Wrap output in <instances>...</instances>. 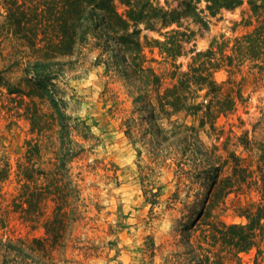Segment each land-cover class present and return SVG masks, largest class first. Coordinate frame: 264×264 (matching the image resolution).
<instances>
[{"label":"trees","instance_id":"1","mask_svg":"<svg viewBox=\"0 0 264 264\" xmlns=\"http://www.w3.org/2000/svg\"><path fill=\"white\" fill-rule=\"evenodd\" d=\"M19 1L0 0L4 19L8 20L6 26L21 35L11 46L15 51L6 53L2 39L5 24L0 26V117L4 110L11 116L23 117L30 125L31 138L26 141L23 162L17 164L15 177L19 191L13 198L12 210H0V224L7 226L5 224L10 213L18 214V219L32 228L42 225L46 237L32 240L2 238L0 264H43L37 254L41 252L47 257L51 256L50 253L56 247L52 245L51 239L60 247L65 244L69 223L74 221L71 214L77 213L79 200L70 169L73 161L81 156L84 145L73 139L74 129L80 123L71 124V117L62 106L63 100L54 94L53 82L65 78L73 69L66 68L67 63L76 48L90 38L95 40L94 46L101 50V54L108 51L113 53L112 47L119 43L130 56L124 68L120 69L116 61L111 66L129 88L133 97V114L141 118L142 123L138 125L144 131L146 143L155 151L153 156L161 157L163 161H177L179 150L174 147L186 145L184 150H190L191 155L186 164L189 170L185 172L183 162L179 161L176 162V168L180 173L191 174L199 182L204 181L208 184V192L215 193L211 201L205 197L196 214L198 220L206 208L214 209L230 193L257 189L260 201L254 211L245 210L244 224L226 225L219 221L204 220L200 228L206 238H210L214 245L219 243L233 257L256 248L254 264H263L264 148H261L263 153L257 169L252 171L236 155L235 150H227V144L224 158L215 155V152L203 150L199 129L209 126L210 131L216 132L217 120L235 113L237 102L242 101L239 94H222L223 85L215 80L214 73L224 68L234 74L241 70L245 60L255 63L264 58V0H177L175 8L151 0ZM245 2L250 12L246 26L252 24V18L257 26L252 32L235 40L231 54L225 53L227 43H218L217 39L206 50L197 51L192 43L195 33L187 27L183 28V21L191 18L200 29L207 30V15L214 17L223 9L233 10ZM117 3L124 8L122 12ZM43 12L54 17L53 33L44 32L41 36L21 33L32 21L27 19V15L32 13V17L36 18ZM141 25L147 30H156L157 26H160L159 29L175 26L164 33V41H156L160 53L165 54L174 67L172 78H175V83L163 93L159 92L161 77L152 67L143 65L145 59L139 40ZM188 45L191 47L186 49ZM188 54H192L190 62L187 63V69L182 71L181 65L173 63ZM111 56L114 59L113 54ZM258 67L262 69L263 65ZM15 72L20 73V76L13 77ZM202 91H205L204 95L197 102L196 99L200 97L198 93ZM149 92L155 94L156 105H153ZM155 111L159 112L161 118L173 114L193 116L199 120L198 128L175 124L165 132L158 124ZM81 125L87 128L84 123ZM125 125L127 135L132 137L135 120L130 118ZM169 132L173 134L174 141L169 140ZM238 146H243L245 150L260 149L243 136L238 138ZM45 156L49 159L44 162L42 159ZM41 163H46L48 168H38L37 165ZM225 167L230 168V173L221 178ZM11 174L10 163L0 149V183L7 182ZM50 201L55 204L54 216L43 220ZM185 255L183 260L178 261L179 264H225L227 260L220 254L211 262L197 257L193 251Z\"/></svg>","mask_w":264,"mask_h":264},{"label":"rangeland","instance_id":"2","mask_svg":"<svg viewBox=\"0 0 264 264\" xmlns=\"http://www.w3.org/2000/svg\"><path fill=\"white\" fill-rule=\"evenodd\" d=\"M151 1L170 8L178 4L177 0ZM117 6L122 12L124 8L118 3ZM203 7L204 3L201 4ZM31 14L27 15V19H32L31 23L21 33L41 36L44 32H54L53 16L43 12L35 18ZM249 16V7L245 2L233 10L223 9L214 17L207 15V30L200 29L191 18L183 21V28L194 31L192 43L197 51L206 50L217 39L218 43H227L225 53L231 54L235 40L241 39L257 26L254 18L252 24L246 26ZM7 22L0 5V26L5 24L2 30L3 47L9 53L15 51L11 46L21 35L8 28ZM140 28L139 40L145 59L143 65L152 67L161 77L159 92L163 93L175 83V78H172L174 67L172 61L160 53L156 41H164V33L171 28L159 29L160 26H157L156 30H147L143 25ZM94 43L95 40L90 38L79 45L66 66L73 69L65 78L53 82L54 94L63 100L62 106L71 117V124L80 123L74 129L73 139L83 144L84 149L71 164L70 176L78 190L79 200L77 213L71 214L74 221L69 223L65 244L60 247L51 239L52 245L56 246L51 256L39 252L40 255L36 253L37 257L43 264H179L178 261L183 260L186 253L193 251L207 262L220 254L227 257L225 264H254L256 248L233 257L219 243L214 245L210 238H206L200 225L204 220L219 221L226 225L244 224L245 210L254 211L260 201L257 189L230 193L214 209L206 208L198 220L196 214L205 197L211 201L215 193L208 192V184L204 181L199 182L191 174L185 173L189 170L186 164L191 155L190 150H184L186 145L174 147L179 150L177 161L183 162L185 172L182 173L176 168L177 161H163V158L153 156L155 151L146 143L144 131L138 125L142 123L141 118L133 114V97L129 88L111 66L116 61L120 69L124 68L130 56L119 43L112 47L113 53L108 51L106 54H101ZM190 47L188 45L186 49ZM191 55L181 56L173 64L181 65L180 69L184 71ZM262 60L264 58L255 63L245 60L241 70L234 74L224 68L214 73L215 80L223 85L222 94H239L242 101L237 102L235 113L217 120L216 132L210 131L209 126L199 129L203 150L215 152V155L224 158L227 144V150H235L236 155L252 171L257 169L263 153L261 148H264ZM261 65L263 68L259 69ZM12 76L18 77L20 73L15 72ZM204 92L198 93L200 97L196 99L197 102ZM150 94L153 105H156L155 94ZM155 112L158 114V124L165 132L175 124L198 128L199 120L193 116L173 114L161 118L159 112ZM130 118L136 122L132 137L127 135L125 125ZM168 136L169 140L174 141L173 134L169 132ZM242 136L260 149L245 150L243 146H238V138ZM29 138V123L23 117L11 116L4 110L0 117V149L10 163L12 174L7 182L0 183V210H12L13 198L19 191L15 177L17 164L23 162ZM48 159L45 156L42 161ZM37 166L44 170L48 168L46 163ZM229 173L230 168L225 167L220 177L224 178ZM54 207V202L50 201L43 220L53 218ZM5 225L0 224V240L46 237L42 225L32 228L19 220L18 214L10 213ZM261 248L264 251V243Z\"/></svg>","mask_w":264,"mask_h":264}]
</instances>
